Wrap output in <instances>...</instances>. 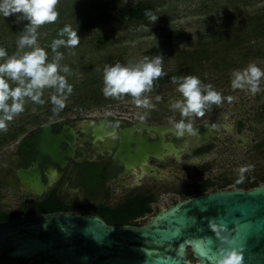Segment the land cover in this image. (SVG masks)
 I'll return each instance as SVG.
<instances>
[{
	"label": "flooded vegetation",
	"instance_id": "1",
	"mask_svg": "<svg viewBox=\"0 0 264 264\" xmlns=\"http://www.w3.org/2000/svg\"><path fill=\"white\" fill-rule=\"evenodd\" d=\"M234 97L212 104L202 116H182L178 110L177 121L191 122L193 132L178 136L175 130L163 131V151L156 156L151 150L141 163L128 157L125 146L135 155L142 149V138L155 144L161 138L157 128H173L175 122L154 116H82L42 124L16 143L6 178L24 206L5 211H21V216L94 214L112 226H142L162 209L188 198L258 186L264 181V87L255 93L248 88ZM102 119L113 134H98L95 128ZM48 124L53 135L63 133L65 126L74 133L73 156L64 157V166L46 157L36 162L39 135ZM60 147L72 149L69 142ZM31 166H38L44 184L39 195L24 189L17 176L20 168Z\"/></svg>",
	"mask_w": 264,
	"mask_h": 264
},
{
	"label": "rangeland",
	"instance_id": "2",
	"mask_svg": "<svg viewBox=\"0 0 264 264\" xmlns=\"http://www.w3.org/2000/svg\"><path fill=\"white\" fill-rule=\"evenodd\" d=\"M122 1L131 5L137 0ZM151 1L155 7L154 15L158 17L156 21L147 18L142 21L127 22L120 29L114 28V39L106 45L89 43L90 39L95 37L94 31L85 30L77 33L80 38L77 45L66 46L69 53L64 56L63 52L62 58L56 61L60 68L65 65L68 67L69 71L66 73L59 69L58 71L65 76L67 83L72 85V91L67 93L63 109L53 112L54 105L50 97L60 93H57L54 87L46 86L41 95L43 104L25 97L24 110L15 114L6 130H0L2 142L0 205L4 209L17 210L24 206L17 192L8 187L6 170L10 167L11 156L17 141L28 131L61 118L82 116L124 117L129 120L154 116L159 120L165 118L166 121L177 122L176 114L179 109L173 108L172 104L182 99V95L177 90L178 83L181 81L153 85L150 91L142 93V96L149 99V106L146 107L136 105L134 98L129 94L119 97L105 96L102 91L105 66L117 62L137 63L145 56L148 58L159 56L162 58V69L165 74L156 78L155 82L179 72L184 56L198 54L203 48L204 56L208 57L198 61L197 71L194 72L196 74L189 72L187 76L198 77L203 85H210L226 100L228 97L235 98L234 95L238 92L249 88L248 86L232 87L235 70L243 71L249 64H256L264 70V41L253 38L251 28L257 23L250 22L251 17L264 13V0ZM72 2L58 0L56 5V9L65 12L61 19L67 18L66 23H73L76 20L68 15L70 12L68 8ZM233 15L235 18L229 24L230 28L224 29L227 23L226 18L229 19ZM17 17L18 15L15 14L9 17L0 15V41L7 37L2 31L3 19ZM237 29L242 30L237 33ZM102 32L104 33V30ZM22 33L20 34L23 35ZM84 41L87 42L86 45ZM30 50V46H25L23 50L13 52L10 56L14 54L19 56ZM221 54L224 55L225 60L219 56ZM5 59L6 57L0 58V63H3ZM9 83L10 86L15 87L17 82L9 81ZM262 87H264V77L260 78L258 84L259 90ZM260 178L261 176L258 179ZM263 183L264 181H261L260 184Z\"/></svg>",
	"mask_w": 264,
	"mask_h": 264
},
{
	"label": "water",
	"instance_id": "3",
	"mask_svg": "<svg viewBox=\"0 0 264 264\" xmlns=\"http://www.w3.org/2000/svg\"><path fill=\"white\" fill-rule=\"evenodd\" d=\"M106 122L102 119L95 128L98 134H113ZM157 130L160 141L149 144L142 138V149L135 155L125 146L134 163H141L151 150L158 156L165 147L162 132L174 131ZM74 140L66 126L58 136L51 133V125L43 126L36 162L46 157L64 166V157L73 156ZM63 142L70 143L71 151L60 147ZM170 147L175 150L173 144ZM17 176L24 189L35 195L43 191L38 166L20 168ZM209 221L226 226L224 235L234 240L231 247L240 251L242 264H264V183L188 198L162 209L142 226H112L94 214L17 217L0 224V264H217L216 250L223 242Z\"/></svg>",
	"mask_w": 264,
	"mask_h": 264
},
{
	"label": "clouds",
	"instance_id": "4",
	"mask_svg": "<svg viewBox=\"0 0 264 264\" xmlns=\"http://www.w3.org/2000/svg\"><path fill=\"white\" fill-rule=\"evenodd\" d=\"M58 0H0V15L4 17L20 14L18 19H26L29 23L25 26V34L19 36L17 47L19 49L30 46V51H25L22 55L7 54L6 49L0 47V58L6 57L0 63V130L7 129V122L12 120L14 115L24 110L25 97L32 101L43 104L41 99L42 90L47 87H54L57 93L50 97L54 105L53 112H57L65 107L67 93H71L72 85L67 83L64 75L59 71L68 72L65 65L60 68L56 62L62 58V53L56 51L60 45L67 47L75 46L80 38L77 31L71 25L66 24L59 32V38L51 43V48L56 52V59L47 61V52L37 45V29L40 25L51 23L57 20L59 15L56 5ZM146 15L150 20L156 21L158 17L151 11ZM162 69V58L159 56L148 58L145 56L137 63L105 66L103 70V94L105 96L119 97L129 94L134 98L136 105L149 106V99L142 96V93L150 91L156 78L164 75ZM232 80L233 88H244L248 86L250 91L255 93L261 77H264V70L256 64H249L243 71L235 70ZM178 83V92L182 95L181 100L172 104L173 108L179 109L182 116L196 114L204 115L205 109L212 104H220L223 97L221 93L212 89L210 85H203L196 76H184L182 78L172 77ZM9 81H15L16 86H10ZM159 99V96H157ZM229 100L232 97H228ZM10 101V102H9ZM143 118V117H142ZM173 128L178 136H183L185 132H193L191 122L181 119L173 124ZM241 172L244 168L240 169ZM209 227L216 233L223 242V246L216 250L217 264H242L240 251L231 247L234 240L224 235L226 226L209 221Z\"/></svg>",
	"mask_w": 264,
	"mask_h": 264
},
{
	"label": "trees",
	"instance_id": "5",
	"mask_svg": "<svg viewBox=\"0 0 264 264\" xmlns=\"http://www.w3.org/2000/svg\"><path fill=\"white\" fill-rule=\"evenodd\" d=\"M70 1L73 2L70 3V7L68 8L71 12H68V15L70 17H74V19H76L75 22L66 23L67 18L61 19L65 12L63 10L57 9L59 13L57 20L51 23L40 25L37 29V44L46 50L48 54V62L56 59V52L52 50L51 43L54 39L59 38L60 29H62L66 24L71 25L72 28L77 31V33H82L85 30L94 31L95 39L92 37L89 43L106 45L111 43L114 39V28L120 29L122 25L127 22L142 21L149 18L146 15L147 11H151L153 14L155 13V7L151 0H137L131 5L124 3L122 0H69V2ZM15 15L19 16L20 14ZM233 18H235V15L231 16L229 19L226 18L227 23H225L224 29L230 28L229 24L231 23ZM16 20H18L21 25ZM250 22L257 23L256 26L251 28V34L253 38L255 40L262 39L264 41V13L256 17H251ZM28 23L29 22L26 19H3L4 28L2 31L6 34L7 37L4 38V40L0 41V47L6 49L9 56L13 52L23 50L17 47V41L19 36H21L20 33H22V29H24L22 34H25V26ZM103 30L104 33L102 32ZM241 30L242 29H237L236 32H241ZM84 44L86 45L87 42H85ZM232 48L234 49L235 46L233 45ZM56 51L62 54L64 52V56L69 53L68 49L64 45H60L56 49ZM200 51L201 52L198 54L193 53L191 56H184L185 58L182 59L181 70L179 72L161 78L153 82V85H165L167 83L174 82L172 80V77L174 76L177 78H182L184 76H187V73L189 72H196L198 61H200V59H206L208 57L204 56L205 49L202 48ZM219 56H222V59L225 60L224 55L221 54ZM10 123L11 120L7 122V126ZM1 145L2 142L0 136V147ZM255 186L257 185H254V187ZM43 212L48 211L46 210ZM22 214L23 213L21 211L7 212L0 205V224L8 220L17 218ZM190 258L193 262L196 261L193 258L192 254H190Z\"/></svg>",
	"mask_w": 264,
	"mask_h": 264
}]
</instances>
